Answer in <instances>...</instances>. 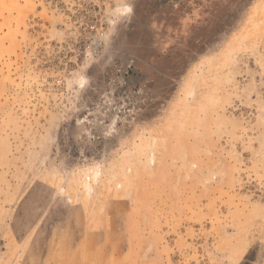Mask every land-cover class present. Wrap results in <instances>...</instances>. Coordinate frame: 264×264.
<instances>
[{"label":"rangeland","instance_id":"rangeland-1","mask_svg":"<svg viewBox=\"0 0 264 264\" xmlns=\"http://www.w3.org/2000/svg\"><path fill=\"white\" fill-rule=\"evenodd\" d=\"M0 264H264V0H0Z\"/></svg>","mask_w":264,"mask_h":264}]
</instances>
